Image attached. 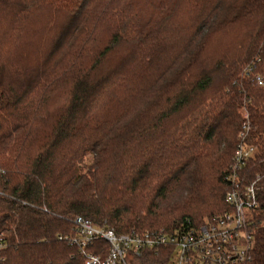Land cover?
<instances>
[{"label":"trees","instance_id":"trees-1","mask_svg":"<svg viewBox=\"0 0 264 264\" xmlns=\"http://www.w3.org/2000/svg\"><path fill=\"white\" fill-rule=\"evenodd\" d=\"M140 2L0 0V264H86L79 215L124 233L222 214L244 121L264 185V0Z\"/></svg>","mask_w":264,"mask_h":264},{"label":"built area","instance_id":"built-area-1","mask_svg":"<svg viewBox=\"0 0 264 264\" xmlns=\"http://www.w3.org/2000/svg\"><path fill=\"white\" fill-rule=\"evenodd\" d=\"M257 81L263 84L261 77H257ZM247 126L248 121H244L227 175L231 183L225 195L227 211L201 223L186 219L170 230L124 233L96 226L79 215L73 222L77 236L67 240L80 247L86 264H126L127 256L139 255L148 249L158 250L162 246L171 251L170 264L174 253L178 264H248L254 246V225L261 214L264 185L261 175L248 177V165L255 149L245 140ZM99 240L109 245L105 255L87 251L90 244Z\"/></svg>","mask_w":264,"mask_h":264},{"label":"rangeland","instance_id":"rangeland-1","mask_svg":"<svg viewBox=\"0 0 264 264\" xmlns=\"http://www.w3.org/2000/svg\"><path fill=\"white\" fill-rule=\"evenodd\" d=\"M162 0H141L140 2V6L143 8L142 12L144 13V15L148 16L151 12H152V3H159ZM173 259H172V263L171 264H178L176 258H177V254L174 253L173 255ZM127 262L129 264H135V261H133L129 256H127Z\"/></svg>","mask_w":264,"mask_h":264}]
</instances>
